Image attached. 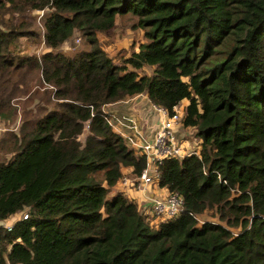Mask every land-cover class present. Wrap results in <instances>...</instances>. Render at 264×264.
I'll return each instance as SVG.
<instances>
[{
    "label": "trees",
    "instance_id": "16d2710c",
    "mask_svg": "<svg viewBox=\"0 0 264 264\" xmlns=\"http://www.w3.org/2000/svg\"><path fill=\"white\" fill-rule=\"evenodd\" d=\"M127 14L145 40L115 63L98 34ZM75 33L90 50L57 51ZM23 38L45 49L24 53ZM38 84L44 113L0 136V221L28 213L0 226V264H264V0H0V121ZM140 92L169 112L187 100L201 139L200 156L159 166V186L184 203L164 222L109 197L144 157L87 106ZM210 210L223 223L190 215Z\"/></svg>",
    "mask_w": 264,
    "mask_h": 264
},
{
    "label": "built area",
    "instance_id": "2783aa9c",
    "mask_svg": "<svg viewBox=\"0 0 264 264\" xmlns=\"http://www.w3.org/2000/svg\"><path fill=\"white\" fill-rule=\"evenodd\" d=\"M44 10L36 11L37 21L43 16ZM39 23V21H38ZM40 24V23H39ZM150 69L152 74L154 67ZM141 75H147L143 70H137ZM90 117L99 115L110 130L116 134L127 149L133 151L136 156L144 157V167L139 173L127 171L114 185L115 193H122L137 203L138 210L144 215H148L158 222L168 221L183 213L184 203L182 198L176 193H169L159 186V166L169 158L181 159L186 156H200V149L196 150V145L201 143V139L189 142L186 137H190L192 126H186L183 121L185 106L178 104L172 112H169L162 105L154 103L146 92H140L122 99L102 104L98 110L94 105H87ZM90 119L84 122L83 130L89 132ZM190 130L184 138L179 137L181 130ZM7 129L0 126V136ZM186 138V139H185ZM206 174V170H203ZM218 180L226 184V181L217 176ZM157 185L160 192L155 194L150 189ZM114 193V194H115ZM201 221L198 215L190 213ZM28 217V213L19 214L18 217L12 215L0 221V226L7 231L13 229L17 220Z\"/></svg>",
    "mask_w": 264,
    "mask_h": 264
},
{
    "label": "rangeland",
    "instance_id": "374dc122",
    "mask_svg": "<svg viewBox=\"0 0 264 264\" xmlns=\"http://www.w3.org/2000/svg\"><path fill=\"white\" fill-rule=\"evenodd\" d=\"M36 14V12H35ZM37 15V14H36ZM37 20V19H36ZM136 21L135 17L127 14L123 16H119L117 18V24L113 31H110L108 33H101L98 34V41L99 45L106 51V53L114 59L115 63H121L124 57H126L127 53L132 52V50L136 49L138 46V43L141 41H144L143 38V31L139 28L135 29L132 27V24ZM38 23V21H37ZM39 29H41L40 24L38 23ZM22 46H20V49L24 51V53L27 54H40L45 48L43 47V43H33L30 42L27 38H23L22 40ZM66 43L70 46H74L75 49L72 48H61V52L65 55H74L77 51H81L83 49H89L90 45L88 44V41L80 34L75 33L73 36L69 37L66 40ZM127 48V49H126ZM58 49V48H57ZM79 49V50H77ZM77 50V51H76ZM90 50V49H89ZM45 88L42 87L41 84H38L35 91L28 97H21L14 100V104L16 107V114L15 118L12 121H0V126H2L4 129H7L6 131H18L19 128L22 125L23 119H29L33 115L35 117L41 116L44 112L40 110L37 105L40 103L41 99H48V95L46 93ZM51 90L50 88H46ZM51 98L53 96L50 95L49 100L54 101ZM3 132V134L7 132ZM190 130H181L179 132V137L184 138L186 133H188ZM196 129L192 130L191 136L186 137L187 141H197V137L195 135ZM87 134V131L83 130L82 134L80 135L79 139L81 141L84 140L85 135ZM2 137V136H1ZM185 138V139H186ZM9 144L4 145V148H2L1 153H6L5 149L8 147ZM201 146V143H198L196 145V150H198ZM10 154H6V158H8ZM126 175H129L127 171H123ZM130 176V175H129ZM114 191H116V187L113 186L109 192V197L114 195ZM151 192L158 194L160 192V188L157 185H154L151 189ZM128 196V194H127ZM23 213H21L22 215ZM19 213L15 216L18 217ZM198 218L201 221H212L217 223H223L220 220L217 219V217L214 215V211H206L201 215H198Z\"/></svg>",
    "mask_w": 264,
    "mask_h": 264
},
{
    "label": "crops",
    "instance_id": "0c3cea01",
    "mask_svg": "<svg viewBox=\"0 0 264 264\" xmlns=\"http://www.w3.org/2000/svg\"><path fill=\"white\" fill-rule=\"evenodd\" d=\"M61 48H64V49H67V48L75 49L74 46H70V45H68L66 42H64L63 44H61V45L58 47L57 51H60ZM126 49H127V48H126ZM129 55H130V53L128 52L126 56H129ZM149 68H151V70H152V67H145V68H143L142 70L145 71V72H147L148 75H150V69H149ZM180 104H181V105H184V106L186 107V106L188 105V101H187V100H182V101L180 102ZM128 170H131V169H125V171H128ZM115 192H116V191H114V193H115Z\"/></svg>",
    "mask_w": 264,
    "mask_h": 264
}]
</instances>
